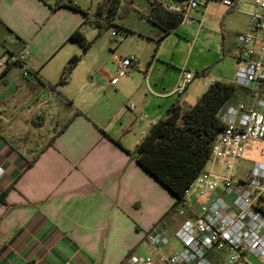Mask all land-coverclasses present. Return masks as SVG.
Listing matches in <instances>:
<instances>
[{
	"label": "crops",
	"instance_id": "obj_1",
	"mask_svg": "<svg viewBox=\"0 0 264 264\" xmlns=\"http://www.w3.org/2000/svg\"><path fill=\"white\" fill-rule=\"evenodd\" d=\"M57 1L0 0V57L29 52L25 65L0 69V264H127L129 255H150L145 235L156 223L173 233L183 221L175 198L131 152L175 102L189 107L214 81L231 82L212 68L225 55L237 67V37L229 46L221 34L215 52L202 54L200 31L179 36L181 22L166 34L176 17L148 1L147 23L130 29L114 21L134 48L101 59L94 47L82 53L69 41L78 29L89 41L97 29L71 9L52 10ZM102 1L74 3L91 9ZM213 2L221 5L194 12L205 19ZM72 56L80 61L58 85ZM123 57L138 69L116 77ZM185 74L193 78L179 92ZM251 98L241 89L230 105Z\"/></svg>",
	"mask_w": 264,
	"mask_h": 264
},
{
	"label": "built area",
	"instance_id": "obj_2",
	"mask_svg": "<svg viewBox=\"0 0 264 264\" xmlns=\"http://www.w3.org/2000/svg\"><path fill=\"white\" fill-rule=\"evenodd\" d=\"M152 1L183 22L189 20L191 11L213 0ZM219 1L228 10L237 7L234 0ZM253 4L261 13L251 14L248 32L237 36L233 82L252 98L248 103L225 107V126L212 143L205 168L172 207L183 217L181 225L170 233L161 221L156 223L145 235L150 255H129L127 264H264V163L238 172L243 144L249 140L264 142V0H253ZM116 35V31L111 34ZM4 56L1 70L25 65L29 52L4 50ZM131 69H138L134 59L121 58L116 77ZM192 78L185 74L178 91H183ZM128 110L133 111L134 105L130 104ZM172 238L181 249L164 254Z\"/></svg>",
	"mask_w": 264,
	"mask_h": 264
},
{
	"label": "trees",
	"instance_id": "obj_3",
	"mask_svg": "<svg viewBox=\"0 0 264 264\" xmlns=\"http://www.w3.org/2000/svg\"><path fill=\"white\" fill-rule=\"evenodd\" d=\"M148 1L155 5L152 0ZM127 2L132 3L133 0H103L91 9H83L70 0H59L52 10L65 7L82 14L84 23L94 26L97 36H101L111 27L122 28L115 26L114 21L122 5ZM181 22V19L176 18L170 28L165 29L166 34ZM69 41L78 44L82 53L87 52L93 44V41L85 39L79 29L69 36ZM156 49L157 46L154 53ZM79 61L80 56H72L67 61L58 85L65 84ZM205 75L204 71L196 76ZM49 89L53 91L55 86L49 85ZM239 90L241 88L233 82L214 81L193 105L184 108L175 102L161 118L152 123L131 152L137 165L168 191L175 201L182 199L184 190L205 168L212 143L225 126L222 113ZM114 143L120 146L118 142Z\"/></svg>",
	"mask_w": 264,
	"mask_h": 264
},
{
	"label": "rangeland",
	"instance_id": "obj_4",
	"mask_svg": "<svg viewBox=\"0 0 264 264\" xmlns=\"http://www.w3.org/2000/svg\"><path fill=\"white\" fill-rule=\"evenodd\" d=\"M74 2L81 3L83 0H74ZM217 3L218 2H213L208 8L207 17L205 19L202 17L201 11L198 13L191 11L189 13L190 19L183 21L182 28L176 33L179 36L186 35L187 38H190L194 36L196 32L200 31L197 49L202 54H210L208 50L215 52L217 45L219 47L222 43L221 34L226 41H228V45L233 46L239 34L248 32L246 24L248 25L250 15L261 13L260 9L253 4V0H239L233 12H228L225 7ZM149 8L150 4L148 0H133L132 3L127 2L118 12L116 24L124 25L130 29L137 28L142 25V22L147 23L149 21L145 18V16H148ZM115 31L117 32L115 42H111L109 36ZM122 33V31L117 30L115 27H111L104 31L101 36H97L96 32L94 37L89 40L93 41L91 47H94L93 51L96 53L95 56L106 59L107 56L114 53L116 47L118 49L121 46L124 51L132 50L134 47L124 42L125 38H123ZM138 52H140L141 57L144 58V56H146L143 50L139 49ZM4 57L2 55L0 61L4 60ZM212 70L213 72H222L228 80L234 82L236 64L234 59L229 55H225L224 57L221 56ZM208 76L209 75H207L206 78ZM193 81L194 83H200L202 80L195 78ZM230 104H232V102L228 105ZM254 163H264V142L249 140L243 144L242 160L239 163L238 172H245L250 169ZM180 249L181 246L178 241L172 238L170 244L164 249L163 253L171 254Z\"/></svg>",
	"mask_w": 264,
	"mask_h": 264
}]
</instances>
